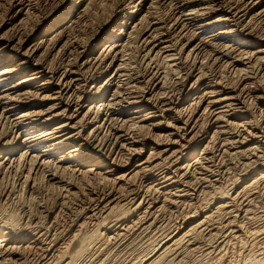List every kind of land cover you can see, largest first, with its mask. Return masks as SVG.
Wrapping results in <instances>:
<instances>
[{
	"label": "bare ground",
	"instance_id": "6f19581e",
	"mask_svg": "<svg viewBox=\"0 0 264 264\" xmlns=\"http://www.w3.org/2000/svg\"><path fill=\"white\" fill-rule=\"evenodd\" d=\"M12 173L7 201L60 198H39L43 218L2 213L0 264L36 247L32 264H169L199 241L212 264H264V0H0V181ZM83 181L100 187L94 224L66 240L58 214ZM170 206L186 213L132 255Z\"/></svg>",
	"mask_w": 264,
	"mask_h": 264
},
{
	"label": "rangeland",
	"instance_id": "374dc122",
	"mask_svg": "<svg viewBox=\"0 0 264 264\" xmlns=\"http://www.w3.org/2000/svg\"><path fill=\"white\" fill-rule=\"evenodd\" d=\"M148 153H146V155H147ZM237 168V167H236ZM237 171H239V170H237ZM236 170L235 171H233L234 173V175L236 174V173H238ZM236 172V173H235ZM16 173H12V175H8V176H10V177H8V176H6L3 180V182H2V180L0 181L1 183H0V205L2 206H0V208L2 209H0V217H3L4 215H5V213L7 212H9V213H11V211L13 212V213H15V214H17L18 212H19V210H21V208L20 207H22V208H24V209H28V212H29V209H30V212H29V214H31V216H33V215H35L36 217L37 216H41V218H43V216L44 215H41V212H40V209H39V206H41L42 205V208H45V211L46 212H48V211H50V212H53L54 211V207H56L57 206V202H58V200H59V195H60V193H59V191L57 190L56 191V193L54 192V190H56V189H53V192L51 191V190H49L48 191V198L45 196V194H42V195H35V197H36V200L38 199V203H36V201L35 202H30V201H28V198L26 197V195H24V192H21V191H18V192H14L13 193V191L11 192V194H10V199L7 201L6 200V196H7V194L11 191L10 189H13L15 186L17 187V179H18V174H16ZM11 176H12V178H11ZM7 178V179H6ZM7 180V181H6ZM7 182V183H6ZM15 182V183H14ZM86 181H83V182H78V185H76V187L77 188H75L74 189V192H76L78 195V198H77V196L75 197V199H73L72 201H74L75 200V202H72L71 200L70 201H66L65 203H66V205L65 206H63V208L62 209H64V210H62L59 214H58V223H59V226L61 227V229H62V232H63V234H61V237L63 236V237H65L64 239H66L67 240V238L69 237V235H67V233H69V226H71L70 224H72L73 223V225L72 226H75V224H76V222L78 221V222H80V223H78L77 225H79V224H81L82 222H84L85 220H87L86 219V216H84L82 213L83 212H85L83 209H86L87 207V205L85 204V203H88V200H90L89 198H90V195H91V192L93 191V192H95L94 190H96V191H98L99 192V190H100V187H98L97 186V184H95L94 182H91L92 184L91 185H89L90 183H85ZM12 183V184H11ZM82 184V185H80V184ZM86 184V185H85ZM42 185V183L40 182V184L38 185V186H41ZM84 185V186H83ZM11 186H12V188H11ZM78 186H82L81 188L82 189H80V187H78ZM85 186H87L86 188H85ZM84 187V188H83ZM96 187V188H95ZM8 188H10V189H8ZM41 188V187H40ZM81 191H80V190ZM88 189V190H87ZM90 189V190H89ZM9 190V191H8ZM84 190V191H83ZM78 191V192H77ZM5 192V193H4ZM84 192V193H83ZM92 192V193H93ZM4 193V194H3ZM50 193H52V194H50ZM3 194V195H2ZM14 194V195H13ZM19 195H20V197H19ZM52 195V196H51ZM85 195V196H84ZM5 196V197H4ZM15 196V197H14ZM23 196V197H22ZM25 196V197H24ZM44 196V197H43ZM81 196V197H80ZM4 197V198H3ZM51 197V198H50ZM57 197H59V198H57ZM85 197V198H84ZM3 198V199H2ZM13 198V199H12ZM23 200H22V199ZM42 198L43 200H44V202H42L40 199ZM47 198V199H46ZM5 199V200H4ZM17 199V200H16ZM23 201H21V200ZM26 199H27V201H26ZM87 199V200H86ZM12 200V201H11ZM84 200V201H83ZM3 201H7V202H10V205H9V203H3ZM14 201H15V203L17 204V206L15 205V203H14ZM24 201L26 202V203H24ZM13 202V203H12ZM18 202V203H17ZM39 202L41 203V205H39ZM55 202V203H54ZM12 203V204H11ZM31 205H29V204ZM68 203V204H67ZM81 203V204H80ZM3 204V205H2ZM7 204V205H6ZM26 205V206H24L23 207V205ZM34 206H33V205ZM56 204V205H55ZM5 205H6V207H5ZM8 205H9V207H8ZM39 205V206H38ZM43 205H45V207L43 206ZM53 205V206H52ZM68 205V206H67ZM11 206V207H10ZM4 208V209H3ZM18 208H20V209H18ZM47 208V209H46ZM49 208V209H48ZM185 208V207H184ZM6 209V210H5ZM18 209V210H17ZM26 209V210H27ZM35 209V210H34ZM70 209V210H69ZM81 209V210H80ZM165 209H170V210H168V212H166L165 213V211H167V210H165ZM164 209V213L163 214H161V215H159V217H158V222H157V230H153L154 232H152V233H149V235L147 234V235H143L142 237H141V240H139V241H141V243L138 241V240H136V247H135V250L133 249V250H130L131 252H133L134 251V253L132 254V255H135L136 254V250H137V252H141L142 250H143V248H144V246L146 245V243L148 242V241H151L152 239H156L157 238V236H159V234L161 235V234H166V231H167V229H168V227H167V225L168 226H170V225H172L173 223H176L178 220H180L182 217L181 216H183L184 215V213H186V212H184L183 213V215H181L182 214V212H179V211H184V210H186V209H181L180 210V208L178 209V208H172V206H170L169 208H165ZM172 209H173V211H172ZM31 210H33V211H31ZM39 210V211H38ZM89 210V209H88ZM174 210H176V211H174ZM79 211V212H78ZM83 211V212H82ZM171 211V212H170ZM4 212V213H3ZM36 212V213H35ZM64 212V213H63ZM81 212V213H80ZM2 213H3V216H2ZM32 213H33V215H32ZM40 213V214H39ZM66 213V214H65ZM79 213V214H78ZM178 213V214H177ZM181 213V214H180ZM77 214V215H76ZM81 214V215H80ZM78 217V219H77V217ZM178 215V216H177ZM181 215V216H180ZM160 216H163V217H161L160 218ZM168 216H170V217H168ZM52 217H54V216H52ZM72 217V218H71ZM175 217H179V219L178 218H176L175 219ZM85 218V220L83 221V219ZM80 219V220H79ZM104 220V216H101V218L99 219L100 221L101 220ZM164 220L163 222H165V223H163L162 221H159V220ZM173 219V220H172ZM178 219V220H177ZM98 220V221H99ZM114 220V218H112V217H110V219H109V222H112ZM171 221H172V223H171ZM61 222V223H60ZM86 222H89L88 220L86 221ZM108 222V221H107ZM66 224V225H65ZM87 225H89V228H91L92 226H93V224L94 223H86ZM163 224H165V225H163ZM167 224V225H166ZM156 226V225H155ZM163 228H162V227ZM166 226V227H165ZM67 227V228H66ZM66 230H65V229ZM74 227H72L71 229H73ZM158 228H161V230H163V232H160L159 234L157 233V231L159 232L160 231V229H158ZM164 228H165V230H164ZM167 228V229H166ZM76 228H74L73 230H75ZM78 229V228H77ZM67 230H68V232H67ZM156 231V232H155ZM66 233V234H65ZM156 234V235H155ZM158 234V235H157ZM65 235H67V236H65ZM72 235V234H71ZM155 235V236H154ZM151 236H153L154 238H152V239H150L151 238ZM220 236H222V235H220ZM148 239L149 237V240L147 241L146 239ZM59 239H62V238H59ZM63 239V240H64ZM143 239V240H142ZM143 241H147L146 243L145 242H143ZM219 242H222L221 241V239L219 240ZM59 243V246H62L61 245V243L62 242H58ZM200 243H202V244H200ZM217 243H218V241H217ZM217 243H215V245L217 244ZM197 244H198V246H200L201 248H199L198 246L196 247V245H195V247L196 248H199V249H197V251H195V253L193 252V253H191L189 250H185V251H183V250H181V249H183V248H180L179 250H180V252H178L179 250H177L176 252H175V254H177L178 255V253H179V255L177 256V259L179 260V261H177V259L175 260V261H172V262H170L169 264H212V262H210L211 261V257L209 258V256H206L204 253H202L203 251H205V250H213L214 248L212 247V246H214L213 244H214V242L212 241V242H209V244H211V245H209L208 244V242H207V244H206V242L205 241H199V242H197ZM204 245V246H203ZM202 246H203V248L204 247H206L203 251H201L202 250ZM92 247H94V245L92 246ZM91 247V248H92ZM195 247L193 246V249H195ZM208 247V248H207ZM210 247V248H209ZM192 248V247H191ZM228 248V247H227ZM142 249V250H141ZM230 249H231V247H230ZM230 249H228V253H227V257H230V255H232V258H233V253L234 252H231L232 251V249L230 250ZM39 249H37V247L34 249V250H32V252H29V253H24V254H26V255H21V254H23V253H19V255H21L22 256V258H24V259H26L27 258V262L25 263V264H32V262L34 261V263L36 262L35 260H37L38 258H39V256H40V254H38L39 252H40V250L38 251ZM199 250V251H198ZM230 250V251H229ZM37 251V252H36ZM110 252H112V253H114L115 254V252H116V254H117V250L116 249H110L109 250ZM129 251V252H130ZM37 254H36V253ZM119 252V251H118ZM130 252V253H131ZM185 252H188L187 254H185ZM41 253V252H40ZM127 253V252H126ZM185 255H184V254ZM28 254V255H27ZM115 254V255H116ZM119 255H118V257L120 256V252L118 253ZM122 254V253H121ZM192 254V255H191ZM204 254V255H203ZM34 257H33V256ZM36 255H38V257H36ZM128 255V254H127ZM131 255V256H132ZM200 256V257H199ZM206 256V257H205ZM234 256H235V254H234ZM33 257V259H31V258ZM180 257V258H179ZM35 258H37V259H35ZM124 258H125V260L127 261V260H129V257H126V256H124ZM210 260H209V259ZM231 258V257H230ZM203 259V260H202ZM207 259V260H206ZM30 260V261H29ZM32 260V261H31ZM206 260V261H205ZM24 261V260H23ZM198 261V262H197ZM204 261V262H203ZM202 262V263H201ZM12 263L13 264H15V262H14V260H12ZM33 263V264H34ZM84 263H86V262H84ZM83 263V264H84ZM119 262H113L112 264H118ZM16 264H17V262H16ZM19 264V263H18Z\"/></svg>",
	"mask_w": 264,
	"mask_h": 264
}]
</instances>
